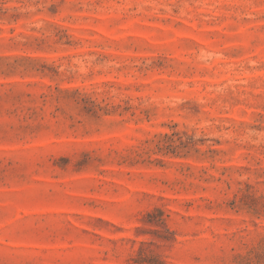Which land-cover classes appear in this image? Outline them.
<instances>
[{
	"label": "rangeland",
	"instance_id": "obj_1",
	"mask_svg": "<svg viewBox=\"0 0 264 264\" xmlns=\"http://www.w3.org/2000/svg\"><path fill=\"white\" fill-rule=\"evenodd\" d=\"M0 264H264V0H0Z\"/></svg>",
	"mask_w": 264,
	"mask_h": 264
}]
</instances>
